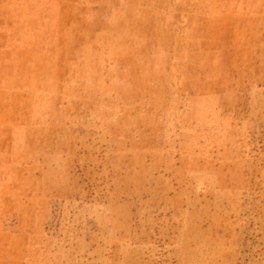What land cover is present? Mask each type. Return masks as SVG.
Returning a JSON list of instances; mask_svg holds the SVG:
<instances>
[{
	"label": "rangeland",
	"instance_id": "1",
	"mask_svg": "<svg viewBox=\"0 0 264 264\" xmlns=\"http://www.w3.org/2000/svg\"><path fill=\"white\" fill-rule=\"evenodd\" d=\"M0 264H264V0H0Z\"/></svg>",
	"mask_w": 264,
	"mask_h": 264
}]
</instances>
